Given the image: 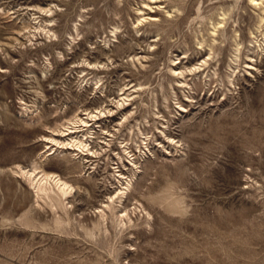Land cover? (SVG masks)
<instances>
[{
	"label": "rangeland",
	"instance_id": "1",
	"mask_svg": "<svg viewBox=\"0 0 264 264\" xmlns=\"http://www.w3.org/2000/svg\"><path fill=\"white\" fill-rule=\"evenodd\" d=\"M0 264H264V0H0Z\"/></svg>",
	"mask_w": 264,
	"mask_h": 264
},
{
	"label": "bare ground",
	"instance_id": "2",
	"mask_svg": "<svg viewBox=\"0 0 264 264\" xmlns=\"http://www.w3.org/2000/svg\"><path fill=\"white\" fill-rule=\"evenodd\" d=\"M152 1H154V0H152ZM85 114H87V113H85ZM80 120H81L82 122H86V121L83 120V118H80ZM71 132H72V131H71ZM60 143H61V142H60ZM80 143H83V142H80ZM90 153H91V152H90ZM34 173H35V172H33V171L28 172V174H31V175H34ZM43 175H44V179H47V178L50 176V174H48V173H44ZM35 176H36V174H35ZM49 178H50V177H49ZM56 183H57L58 186H60V188H63V190H64L65 188H68V187H69V185H68L65 181H63L62 179H60V178H58V179L56 180Z\"/></svg>",
	"mask_w": 264,
	"mask_h": 264
}]
</instances>
